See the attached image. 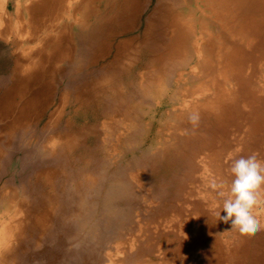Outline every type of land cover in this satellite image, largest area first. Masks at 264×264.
<instances>
[{
    "label": "bare ground",
    "instance_id": "1",
    "mask_svg": "<svg viewBox=\"0 0 264 264\" xmlns=\"http://www.w3.org/2000/svg\"><path fill=\"white\" fill-rule=\"evenodd\" d=\"M11 1L0 0V27L5 26L3 31L0 28V36H12L10 31L23 24L34 33L25 34L26 41L15 42L23 54L14 59L12 77L0 84L11 83L13 96L25 100L23 108L38 112L43 106H36L34 99H46V95L34 91L31 83H39L49 73L70 83L81 81L82 70L100 58L106 41L133 32L142 0H27L25 16L18 15L15 23L9 12ZM137 41L138 48L135 41L120 45L125 57L120 79L136 85L146 100L163 87L169 100L181 95L176 103H168L175 124L167 129L180 136H174L171 143L163 142L165 147L159 148L158 154L173 171L175 162L182 165L174 176L179 184L169 211L172 214L157 223L176 230H158L154 235L151 224L139 226L138 231L148 239L153 236L164 242L166 252L162 257L157 254L155 264H264V191L252 205L261 224L255 230H242L231 220L217 217L220 209L213 206H222L224 197L211 187L213 181L231 182L228 154L237 146L255 148L264 158V0H159L144 38ZM65 49H73V57ZM132 65L138 67L136 74ZM186 72L192 77L185 78ZM113 80L118 81L116 77ZM192 83V91L181 87ZM169 85L175 91H168ZM16 108L11 107L10 113ZM193 112L200 115L197 127L189 120ZM20 123L15 118L6 126L0 125V132L9 135L4 142L8 156L0 150V180L9 176L12 164L9 167L8 158L13 151L25 152L31 138L46 137L44 129L33 131L25 126L20 130ZM53 133L59 140H53L52 147L64 146L63 136L68 133L63 135L57 128ZM43 149L48 150L46 146ZM168 155L172 157L169 160L165 159ZM210 173L211 180L206 177ZM198 174L203 188H189V181L196 180ZM5 181L6 186L11 184V178ZM23 192L0 191V226L4 230L0 239L5 244L15 238L14 232L22 225L30 224L33 209L24 198L27 191ZM143 254L154 256L153 247L144 246L137 256Z\"/></svg>",
    "mask_w": 264,
    "mask_h": 264
},
{
    "label": "rangeland",
    "instance_id": "2",
    "mask_svg": "<svg viewBox=\"0 0 264 264\" xmlns=\"http://www.w3.org/2000/svg\"><path fill=\"white\" fill-rule=\"evenodd\" d=\"M158 1H141L133 32L106 41L100 58L91 60L82 70L81 81L70 83L59 74L49 73L39 83L32 82L34 91L41 90L46 95V99L40 96L33 100L36 106H43L41 111L24 109L25 100L13 96V85L0 84V125L6 126L18 118L20 130L25 126L33 131L44 129L46 136L42 140L31 138V146L25 152L13 151L8 158L9 167L12 164L9 178L0 180L1 192L27 191L24 198L33 209L29 226L22 225L7 244L0 239V254L7 253L0 257V264H155L159 261L157 254L164 256L166 248L161 239H148L138 231L139 226L151 224L154 235L158 230H176L157 223L172 210L179 184L174 176L182 165L172 161L176 163L173 171L158 154L159 148L165 147L163 142L171 143L174 136H180L167 129L175 124L172 105L168 103H176L181 95L169 100L163 87L154 95L156 98L146 100L136 85L120 79L125 58L120 45L135 41L138 48L137 39L144 38ZM26 5L27 0L10 2L14 23L18 15L25 16ZM25 25L12 29L10 37L0 36V81L12 77L14 59L23 54L15 42L26 41L25 34L34 33ZM0 28L5 30V26ZM68 51L73 57V49ZM131 70L133 74L139 71L133 65ZM113 77L118 81H112ZM187 77L192 75L186 72ZM168 87V91H175ZM181 87L192 91L194 84ZM157 101L161 106H157ZM11 107L18 108L14 114L10 113ZM54 128L63 135L68 133L63 136L62 147H52L53 140H59L57 134H52ZM8 136L0 132V150L6 156L4 142ZM161 138L162 142L158 140ZM54 150L56 153L51 154ZM170 158L168 155L165 159ZM211 174L206 176L209 180ZM10 178L11 184L6 186L5 180ZM189 182V188H203L200 174ZM3 231L0 226L1 235ZM4 244L9 247L5 249ZM146 245L153 247L154 256L143 254L139 258L138 251Z\"/></svg>",
    "mask_w": 264,
    "mask_h": 264
},
{
    "label": "clouds",
    "instance_id": "3",
    "mask_svg": "<svg viewBox=\"0 0 264 264\" xmlns=\"http://www.w3.org/2000/svg\"><path fill=\"white\" fill-rule=\"evenodd\" d=\"M189 120L193 127H197L200 121L199 113H191ZM228 159L231 161V182L212 183L211 187L219 189V195L224 197L222 206L214 205L213 208L219 207V219L225 222L231 220L242 230H255L261 224V219L252 205L259 193L264 191V158L255 148L245 150L242 146H237L228 154Z\"/></svg>",
    "mask_w": 264,
    "mask_h": 264
}]
</instances>
